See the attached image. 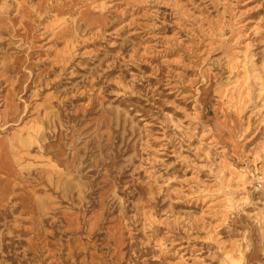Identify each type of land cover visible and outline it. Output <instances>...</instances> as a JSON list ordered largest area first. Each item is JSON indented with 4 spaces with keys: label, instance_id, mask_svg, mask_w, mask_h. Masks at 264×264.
<instances>
[{
    "label": "rangeland",
    "instance_id": "rangeland-1",
    "mask_svg": "<svg viewBox=\"0 0 264 264\" xmlns=\"http://www.w3.org/2000/svg\"><path fill=\"white\" fill-rule=\"evenodd\" d=\"M0 264H264V0H0Z\"/></svg>",
    "mask_w": 264,
    "mask_h": 264
}]
</instances>
